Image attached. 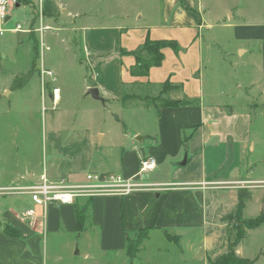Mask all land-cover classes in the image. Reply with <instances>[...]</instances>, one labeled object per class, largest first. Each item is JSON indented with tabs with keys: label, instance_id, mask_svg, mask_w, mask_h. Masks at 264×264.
<instances>
[{
	"label": "crops",
	"instance_id": "crops-1",
	"mask_svg": "<svg viewBox=\"0 0 264 264\" xmlns=\"http://www.w3.org/2000/svg\"><path fill=\"white\" fill-rule=\"evenodd\" d=\"M18 1L10 17L4 22L0 20V70L19 72L12 64L15 57L7 55L10 44L9 39H1L4 34L37 37L43 31L64 33L65 25L54 23L57 15L78 19L71 32L82 34L79 50L85 66L92 71L90 79L82 80L81 101L101 107L115 105L125 115L120 118L115 114L124 128L114 117H110L114 124L108 123V128H104L105 120L100 122L102 125L87 120L86 126H66L53 118L45 133V168L11 177L0 173V264H88L90 260L92 264H105L103 255L107 252L113 253L112 264H165L163 261L172 257L177 261L208 264L224 254L231 236L223 218L234 212L237 190L250 192L252 202L253 191L264 183V26L235 30L234 38L241 43L238 51L244 49L242 54L255 53L245 49V43L259 42L256 60L248 65L255 76L241 84L213 73L205 77L204 71L211 68L209 60H203L200 32L209 27L198 12L183 10L193 8L194 0H164L165 15H161L162 25L156 28L148 25L141 15L138 18L134 15L133 22H129V15H124L118 20L122 22L115 25L89 26L84 23L86 18L67 12V4L60 0ZM178 2L182 6L176 8ZM20 10L30 11L31 16L26 29L12 32L15 26H8L13 14ZM37 39L40 48L44 46L43 40ZM147 39L175 41L178 51L162 50L159 67L150 68L146 77H132L129 71L134 58L119 53L133 52ZM23 40L19 48L23 53L33 51L34 55L30 58V69L35 65L38 50L23 45ZM18 78L11 75L4 83H13ZM166 81L180 87L179 92L170 95L171 99H187L197 104L164 108L158 113L138 104L123 110L120 104L123 95L139 96L147 88L159 91ZM91 88L98 90L104 103L87 95ZM56 103H60V94ZM149 110L152 112H146ZM145 156L155 160L156 168L139 179L151 187L124 197L79 198L72 205L41 209L31 203L27 194L14 190L38 183L42 174L51 182L64 180L71 185L84 184L89 173L138 178L139 160ZM8 192L14 198L7 199ZM87 202H90L87 221L79 231L77 210ZM31 209L35 217H25L24 212ZM143 230L147 231L144 248L136 258L126 262L125 233ZM167 235L179 239V252L185 250V255L180 252L169 256L159 250L152 254L145 250L152 238L168 242ZM91 243L100 252L97 257L88 252ZM241 243L236 248L239 258H242L237 253ZM263 256L261 251L255 264Z\"/></svg>",
	"mask_w": 264,
	"mask_h": 264
},
{
	"label": "rangeland",
	"instance_id": "rangeland-1",
	"mask_svg": "<svg viewBox=\"0 0 264 264\" xmlns=\"http://www.w3.org/2000/svg\"><path fill=\"white\" fill-rule=\"evenodd\" d=\"M60 1L67 4V12H71L73 15L79 14L86 18L84 23L89 26L103 23L115 25L122 22L118 20L124 15H129L131 17L129 22H133L134 15H137V18L141 15L148 25L156 28L162 25L161 15H165L166 10L164 0ZM181 6L180 2L176 4V8ZM183 10L198 12L209 27L208 30H201L200 32L203 60L208 59L211 68L204 71L205 77H209L213 73L224 80L232 81V83L243 84L255 76V72L250 70L248 65L256 60L255 54L259 42L245 43V49L248 48L251 52L252 50L255 51L250 56L249 53L242 54L243 48L238 51L241 43L236 41L234 37L238 27L264 26V0H194L193 8H184ZM29 12L20 10L14 13L8 28H12L18 23L23 30L26 29L27 20L31 16L28 15ZM44 18L45 16H43V20L47 23V19ZM32 20L36 19L33 17ZM77 21L78 19L68 18L66 15H57L54 23L64 24L67 32L43 31L37 37L35 34L25 36L6 33L1 38L3 41L9 39L10 45L7 55L8 57H15L12 64L19 71L6 72L0 70V173L2 175L11 177L22 174L26 170L37 169L41 172L45 168V133L48 131V126L53 118H58L60 123L66 126L74 124L86 126L87 120H93L94 125H102V121L105 120L104 128H108V123L114 124L110 117L113 119L116 114L122 118L125 115V112L121 111L122 108L115 105L109 104L101 107L93 106L97 104L91 102L81 101L82 80L83 78L85 80L90 79L92 71L85 66V62L82 60V52L79 50L82 34L74 32V35L71 32L73 23H77ZM50 22L53 23V21ZM123 23L126 21L124 20ZM52 26L56 27L55 25ZM37 38L43 40L44 46L41 48ZM21 40H23V45L28 44L31 49L36 47L38 50L36 60L33 61L35 65L30 69L28 68L30 58L34 56L33 51L32 53L30 51L23 53L22 49L19 48ZM41 67L52 72L54 81L48 76L42 77L41 80ZM11 75H17L19 78L13 83H4ZM53 88L58 89L60 94V103L55 105L52 104L50 97ZM4 90L12 94L7 95L6 92L2 94ZM139 92L136 91L135 93ZM141 92L143 93L139 97L143 99L142 102L140 104L134 102V104L152 110V105L160 97L159 91L147 88ZM123 110H127V108ZM150 110L146 112H152ZM263 191L264 186L253 191V200L246 204L247 210L243 214L244 219H251L260 214L264 205ZM10 198L14 197H10L9 193L7 199ZM224 222L229 226L227 230L233 237L234 228L229 221ZM167 237L169 243L160 240V238H152L145 250L149 249L148 251L152 254L159 250L161 253H168L169 256L172 253L180 252L186 254L183 252L185 250L179 252L178 238L169 235ZM145 243L146 240L139 248L138 253L142 251ZM89 248L88 252L91 256L97 257V253L100 254L94 243H91ZM261 251H264V228L249 233L242 241L237 253L242 258L255 259ZM136 256L137 254L134 258ZM103 259L105 264H112L115 261L112 260L113 253L110 252L104 253ZM125 260L129 262L133 258L128 259L126 257ZM92 263H94L93 260H90L88 264ZM163 263L191 264L193 262L185 259L177 261L172 257ZM258 264H264V256L260 258Z\"/></svg>",
	"mask_w": 264,
	"mask_h": 264
},
{
	"label": "trees",
	"instance_id": "trees-1",
	"mask_svg": "<svg viewBox=\"0 0 264 264\" xmlns=\"http://www.w3.org/2000/svg\"><path fill=\"white\" fill-rule=\"evenodd\" d=\"M164 49L177 52L178 45L172 40L149 41L147 39L139 49L133 52L120 51L119 54L121 56L130 55L134 58V66L129 71L132 77H146L150 68L159 67L161 65L163 60L162 50ZM36 56L37 54L35 51V59ZM159 88L160 97L154 102V105H152V109L155 110L156 113L164 108H181L197 104V102L187 99H171L170 95L179 92L180 87L172 85L168 81L163 83ZM142 100V98L136 95H123L120 99V104L123 108H128L134 104V102L140 104ZM114 119L124 128V124L120 122L116 116H114ZM236 198L237 204L234 212L223 218V221H229L234 228V235L227 240L225 253L214 260H209L208 264H255L257 261V258L250 260L237 257L236 248L246 238L247 232L264 227V214H259L257 217L251 219H243V212L247 202L251 200V194L246 189H239L237 190ZM89 209L90 202H87L82 209L77 210V230L82 231L84 229ZM6 231L8 232L9 230L7 229ZM146 238V230L136 233H125V256L128 259L134 258Z\"/></svg>",
	"mask_w": 264,
	"mask_h": 264
},
{
	"label": "built area",
	"instance_id": "built-area-1",
	"mask_svg": "<svg viewBox=\"0 0 264 264\" xmlns=\"http://www.w3.org/2000/svg\"><path fill=\"white\" fill-rule=\"evenodd\" d=\"M18 4V0H0V20L4 22L10 17V12ZM11 31L22 32V28L20 25H15ZM40 75L41 78L44 76L51 77L54 81L53 74L49 70L40 69ZM58 94V89L53 88L51 97L53 105L56 104ZM155 168V160L150 156H145L139 160L138 178L125 179L120 175L89 173L85 176L84 184L71 185L64 180L51 182L42 174L38 183L14 190L27 194L31 203L41 209H45L51 205H72L79 198H95L100 196L124 197L135 191L151 187V185L142 183L139 178L153 172ZM261 186H264V183ZM24 216L34 218V209L25 211Z\"/></svg>",
	"mask_w": 264,
	"mask_h": 264
},
{
	"label": "water",
	"instance_id": "water-1",
	"mask_svg": "<svg viewBox=\"0 0 264 264\" xmlns=\"http://www.w3.org/2000/svg\"><path fill=\"white\" fill-rule=\"evenodd\" d=\"M87 95L91 97V99L98 101L100 103H104V100L99 96V92L96 88H91L88 90ZM185 164V160L181 165ZM261 213L264 214V205L262 206Z\"/></svg>",
	"mask_w": 264,
	"mask_h": 264
}]
</instances>
